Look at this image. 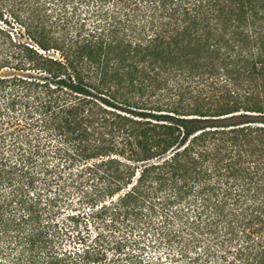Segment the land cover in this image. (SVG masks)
I'll list each match as a JSON object with an SVG mask.
<instances>
[{
    "label": "trees",
    "instance_id": "trees-1",
    "mask_svg": "<svg viewBox=\"0 0 264 264\" xmlns=\"http://www.w3.org/2000/svg\"><path fill=\"white\" fill-rule=\"evenodd\" d=\"M107 252L264 264V0H0V264Z\"/></svg>",
    "mask_w": 264,
    "mask_h": 264
},
{
    "label": "rangeland",
    "instance_id": "rangeland-1",
    "mask_svg": "<svg viewBox=\"0 0 264 264\" xmlns=\"http://www.w3.org/2000/svg\"><path fill=\"white\" fill-rule=\"evenodd\" d=\"M91 231H92L91 236L95 235V232L92 229H91ZM76 247L79 249L82 248V246L80 244H78ZM125 252L128 253L129 251L125 250ZM146 255H147V257H146ZM123 257H124V255H122L120 258H123ZM148 257H149V254L148 253L145 254L144 258L147 259ZM116 258H117V255H114V253H112V252H107L106 255L104 256V259L100 263H95V264H115L114 261Z\"/></svg>",
    "mask_w": 264,
    "mask_h": 264
}]
</instances>
